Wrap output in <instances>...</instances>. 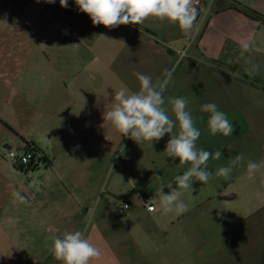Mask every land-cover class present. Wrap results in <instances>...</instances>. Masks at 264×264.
<instances>
[{
    "label": "rangeland",
    "instance_id": "374dc122",
    "mask_svg": "<svg viewBox=\"0 0 264 264\" xmlns=\"http://www.w3.org/2000/svg\"><path fill=\"white\" fill-rule=\"evenodd\" d=\"M254 3L264 11V0ZM201 7L207 15L197 11L185 33L154 17L94 26L74 0L66 8L59 0H0V264H60L48 248L65 231H83L100 249L102 239L114 242L92 264H264V172L251 181L245 174L249 160L264 161V26ZM248 61L260 65L254 76ZM134 72L154 83L172 73L169 116L175 120L167 99L187 98L197 147L222 151L209 171L244 156L230 179L194 181L179 216L164 214L157 195L190 166L164 152L169 136L138 145L103 119L117 90H139ZM205 103L227 114L231 136L209 133ZM25 141L44 155L40 168L20 170L6 157ZM149 196L159 207L152 214L143 204ZM114 251L119 260L108 258Z\"/></svg>",
    "mask_w": 264,
    "mask_h": 264
},
{
    "label": "clouds",
    "instance_id": "9594fccd",
    "mask_svg": "<svg viewBox=\"0 0 264 264\" xmlns=\"http://www.w3.org/2000/svg\"><path fill=\"white\" fill-rule=\"evenodd\" d=\"M55 3V0H45ZM78 9L87 14L94 26L103 25L115 28L121 25H138L147 18L154 17L161 22L177 25L185 33L194 27L197 9L193 0H74ZM60 6L66 8L68 0H59ZM243 52L249 51L247 43L242 44ZM250 67L245 68L249 76H254L260 70V65L248 61ZM139 81V90L132 92L122 87L112 95L110 107L103 113L107 121L121 137H127L138 145L148 142H158L166 134L169 136L164 152L168 157L178 158L181 165L190 164L182 175L174 177L172 183L161 185L157 195L164 214L173 213L177 216L187 210V204L182 199L185 191H193L194 181L206 184L210 179L222 177L231 178L233 169L244 160L243 154H238L229 160L227 166L219 167L215 173L208 170L209 159L219 160L222 151L214 153L197 147L201 132L195 125V120L188 110L189 101L185 97H169L167 103L175 120L168 114L164 92L171 80V72L166 78L155 83L150 75L134 72ZM201 111L208 113L207 128L213 136L221 134L231 136L235 131L227 114L218 110L215 103H205ZM175 134L174 129H177ZM123 150V149H122ZM264 172V161L249 160L246 165V177L253 180L258 173ZM159 179V176H157ZM167 188L169 191L164 192ZM13 195L20 201L26 202L19 192ZM126 207V206H125ZM48 251L60 264H92L102 258V250L85 235L83 231H65L61 236L52 237Z\"/></svg>",
    "mask_w": 264,
    "mask_h": 264
},
{
    "label": "crops",
    "instance_id": "0c3cea01",
    "mask_svg": "<svg viewBox=\"0 0 264 264\" xmlns=\"http://www.w3.org/2000/svg\"><path fill=\"white\" fill-rule=\"evenodd\" d=\"M196 1H199L200 3H201V6H205L206 4L210 7H212V12L210 13V15L211 14H214V15H218V14H221V13H225V12H228V13H232L233 15H235V19L236 20H238V21H242V22H245V23H250V24H253V25H256V26H258V28H260V27H263L264 26V24L263 23H261L260 21H257V20H254V19H251V18H249V17H247V16H245L243 13H241V12H238V11H236V10H234V9H230V7L229 6H231L232 4H234V3H238V4H240L242 7H244V6H246V7H250V8H253V9H255V10H257V11H259L260 13H262V12H264V11H260L259 10V8L257 7V5L254 3V0H252L251 2H249V1H247V0H228V2H226V0H224V5H220V4H215L216 3V0H193V5H194V7H196L195 6V2ZM201 6H199V7H196V9H197V11L199 12L198 13V17H201V15H202V13H204V15L206 16L207 14H206V12L205 11H207V9H204V8H202ZM222 7L223 8H227V10H225V11H223V12H219V13H217V11L218 10H220V9H222ZM262 14H264V13H262ZM211 18V17H210ZM145 34L146 35H148L149 37H151L152 38V33H150L149 31H146L145 32ZM229 62L230 63H232V62H234V59L233 58H230L229 59ZM99 102V101H98ZM81 113H83V114H81V115H83V116H85V112H81ZM48 159V161H47V164H46V167H47V169H50V168H52L53 167V164H52V162H51V160L49 159V158H47ZM127 202H129V201H127ZM130 203V202H129ZM148 212V211H147ZM148 213H150V212H148ZM155 213V212H154ZM152 214V213H151ZM98 231V230H97ZM99 243H100V246H102V248H101V250H102V253H103V255H102V257H107L106 256V253H107V251H106V249L109 247V248H111L112 247V245H113V241H111V240H101V241H99ZM107 247V248H106ZM109 259H114V261L115 260H119V257H116V254H115V251H114V254H113V256H109L108 257Z\"/></svg>",
    "mask_w": 264,
    "mask_h": 264
},
{
    "label": "built area",
    "instance_id": "2783aa9c",
    "mask_svg": "<svg viewBox=\"0 0 264 264\" xmlns=\"http://www.w3.org/2000/svg\"><path fill=\"white\" fill-rule=\"evenodd\" d=\"M197 4L198 6L201 5L199 1H197ZM182 53L183 52H181L180 55H183L186 52L183 54ZM6 157L14 161L16 165L28 167L30 169H38L44 164V155L38 151H35V149L31 148L30 145L10 147ZM143 204L146 210L150 213H154L159 209V207L154 202V198L151 196L144 198ZM130 208L131 204L129 202L123 203L122 211H128Z\"/></svg>",
    "mask_w": 264,
    "mask_h": 264
},
{
    "label": "trees",
    "instance_id": "16d2710c",
    "mask_svg": "<svg viewBox=\"0 0 264 264\" xmlns=\"http://www.w3.org/2000/svg\"><path fill=\"white\" fill-rule=\"evenodd\" d=\"M230 7V9H234V10H236V11H238V12H241V13H243L245 16H247V17H249V18H251V19H254V20H257V21H260L261 23H263L264 24V16L262 15V14H260V13H258L256 10H250L249 8H247V7H242L240 4H238V3H234V4H232L231 6H229ZM225 10H227V8H223L222 7V9H220V10H218L217 11V13H219V12H223V11H225ZM25 143H26V145H30V143L29 142H27V141H25ZM35 149V151H38V152H40L37 148H34ZM47 158V157H46ZM23 167L24 166H19V168H17V169H23Z\"/></svg>",
    "mask_w": 264,
    "mask_h": 264
},
{
    "label": "water",
    "instance_id": "95a60500",
    "mask_svg": "<svg viewBox=\"0 0 264 264\" xmlns=\"http://www.w3.org/2000/svg\"><path fill=\"white\" fill-rule=\"evenodd\" d=\"M15 167H16V168H19V165H16Z\"/></svg>",
    "mask_w": 264,
    "mask_h": 264
}]
</instances>
